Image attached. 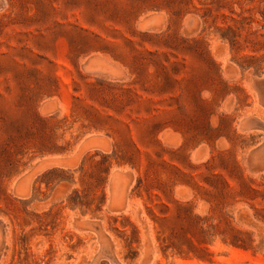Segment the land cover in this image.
<instances>
[{"label":"rangeland","instance_id":"obj_1","mask_svg":"<svg viewBox=\"0 0 264 264\" xmlns=\"http://www.w3.org/2000/svg\"><path fill=\"white\" fill-rule=\"evenodd\" d=\"M0 264H264V0H0Z\"/></svg>","mask_w":264,"mask_h":264}]
</instances>
